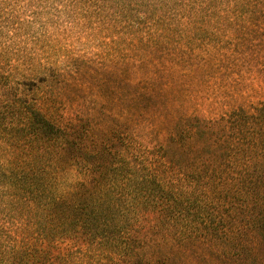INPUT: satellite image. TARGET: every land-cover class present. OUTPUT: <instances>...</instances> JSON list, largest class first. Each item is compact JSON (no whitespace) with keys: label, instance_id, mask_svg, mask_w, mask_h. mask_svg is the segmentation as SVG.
Here are the masks:
<instances>
[{"label":"trees","instance_id":"1","mask_svg":"<svg viewBox=\"0 0 264 264\" xmlns=\"http://www.w3.org/2000/svg\"><path fill=\"white\" fill-rule=\"evenodd\" d=\"M166 44L137 52L151 86L160 87L162 67L180 77ZM149 88L129 92L149 103L165 93ZM42 107L17 105L10 118L0 106V264H264L263 105L231 112L241 149L231 146L227 166L214 126L195 114L179 126L190 137L172 154L133 138L122 150L83 147L90 128ZM223 193L242 199L237 209L224 214L213 202L209 210L204 195ZM239 207L255 210L241 214L247 224L236 240L230 221Z\"/></svg>","mask_w":264,"mask_h":264},{"label":"rangeland","instance_id":"2","mask_svg":"<svg viewBox=\"0 0 264 264\" xmlns=\"http://www.w3.org/2000/svg\"><path fill=\"white\" fill-rule=\"evenodd\" d=\"M162 42L181 73L162 67L160 87L151 86L137 52ZM131 84L165 93L149 103L129 92ZM0 102L10 118L17 105L40 102L49 116L90 128L83 147L108 151L133 138L146 150L177 154L190 137L179 126L190 127L195 114L214 126L210 136L227 166L231 146L241 149L231 112L264 106V0H0ZM204 196L209 210L216 202L224 214L242 200ZM248 211L232 214L236 240Z\"/></svg>","mask_w":264,"mask_h":264}]
</instances>
